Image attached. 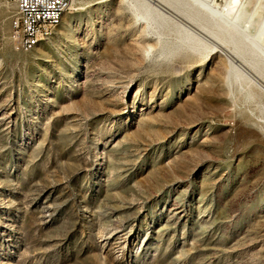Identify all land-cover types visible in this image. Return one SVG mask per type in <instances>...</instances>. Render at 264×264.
<instances>
[{
	"label": "rangeland",
	"instance_id": "1",
	"mask_svg": "<svg viewBox=\"0 0 264 264\" xmlns=\"http://www.w3.org/2000/svg\"><path fill=\"white\" fill-rule=\"evenodd\" d=\"M155 1L71 0L23 51L0 0V264H264V59Z\"/></svg>",
	"mask_w": 264,
	"mask_h": 264
},
{
	"label": "bare ground",
	"instance_id": "2",
	"mask_svg": "<svg viewBox=\"0 0 264 264\" xmlns=\"http://www.w3.org/2000/svg\"><path fill=\"white\" fill-rule=\"evenodd\" d=\"M144 1L154 5L157 9H161V5L155 0ZM163 1L169 2L168 0ZM186 1L190 3H187L184 0H176L178 4L182 5L186 9H194L196 16L203 13L206 18L205 20L210 23H213L220 32L227 36L228 41L224 38L216 36H214L215 40H212L209 37H202L201 33L200 35L196 31H194L189 25L181 23L185 31L189 35H198L199 37L201 36L203 39L211 42L213 46L212 50H214L215 52H223L227 56L229 64L234 67V69L245 73L251 81L259 85V83L255 81V78L251 76L241 66V64H239L235 59L231 57L230 53L227 52L226 49H224V46H227L229 44L231 45L234 51H239L242 53L243 51L241 49V46L247 44L249 46V50L252 56H254L255 58L264 59V17L261 21H255L254 15H249L247 11L248 1L242 0L241 3H239V0ZM66 11L67 10H60L58 20L54 21V25H52V32H48V34L44 37L35 38V40L33 41V49L39 46L53 34L54 30L59 26L61 19ZM253 12L254 11H252V13ZM254 25H256L257 31L255 34H252Z\"/></svg>",
	"mask_w": 264,
	"mask_h": 264
},
{
	"label": "built area",
	"instance_id": "3",
	"mask_svg": "<svg viewBox=\"0 0 264 264\" xmlns=\"http://www.w3.org/2000/svg\"><path fill=\"white\" fill-rule=\"evenodd\" d=\"M14 4L16 13L11 27L14 38L23 51L33 49L35 38L52 32L54 21L58 20L60 10H68L71 0H5Z\"/></svg>",
	"mask_w": 264,
	"mask_h": 264
}]
</instances>
